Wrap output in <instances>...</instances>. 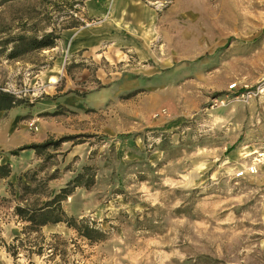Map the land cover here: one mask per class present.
Instances as JSON below:
<instances>
[{
	"label": "rangeland",
	"instance_id": "rangeland-1",
	"mask_svg": "<svg viewBox=\"0 0 264 264\" xmlns=\"http://www.w3.org/2000/svg\"><path fill=\"white\" fill-rule=\"evenodd\" d=\"M0 2V40L50 30L41 0ZM81 16L52 48L0 56V89L31 103L3 127L0 264H264V0H83ZM61 137L50 157L10 153ZM84 165L93 181L61 204L103 237L23 231L20 195Z\"/></svg>",
	"mask_w": 264,
	"mask_h": 264
},
{
	"label": "trees",
	"instance_id": "trees-1",
	"mask_svg": "<svg viewBox=\"0 0 264 264\" xmlns=\"http://www.w3.org/2000/svg\"><path fill=\"white\" fill-rule=\"evenodd\" d=\"M41 1L42 7H46L43 14L44 20L50 22V19L53 18L50 30L41 35L27 36L24 34H16L1 39L0 56L11 60L34 50L52 48L56 45L61 30L80 27L84 24L81 16L83 0ZM2 3L4 2H0V5ZM21 105H31V103H28L24 98H19L12 92L0 89V111H7ZM64 141L66 140L62 137L57 140L49 138L41 143L20 146L11 150L10 153L16 154L20 150L33 149L37 155L44 153L46 158L51 156V153L47 152L48 149H56ZM87 167V165L82 166L68 180L66 185L60 187L53 195L47 196L45 199L40 196L30 199L25 195H20V202L15 205L14 213L25 222L22 230L27 231V228L33 227L36 231H39L40 227L48 222L56 223L62 221L88 240H100L104 232L97 226L94 220H90L84 216L77 217L73 214H67L61 204V201L71 192L73 187L77 185L88 186L93 181L91 174L86 179H83ZM10 171L11 166L9 163H0V178L7 177ZM20 180L21 177L19 176L18 181ZM22 186L26 188L29 187V184L22 183ZM17 238L20 237L16 236L15 239ZM37 250H41L39 246Z\"/></svg>",
	"mask_w": 264,
	"mask_h": 264
},
{
	"label": "crops",
	"instance_id": "crops-1",
	"mask_svg": "<svg viewBox=\"0 0 264 264\" xmlns=\"http://www.w3.org/2000/svg\"><path fill=\"white\" fill-rule=\"evenodd\" d=\"M84 41L85 40H82V39L76 41L75 42V44H76L75 49L76 50H80V49L84 48L85 47V45H83ZM113 56H115V55H113ZM113 56L106 54V57H108L111 61L113 60ZM15 59H18V58H15ZM50 81L54 82L55 81L54 77H51ZM4 112H7L8 114H6V116H4ZM17 116H18V113L16 112V107L15 108H11V109H9L7 111H3V110L0 111V146L1 147L4 146L3 145V143H4L3 142V133L5 131V128H3V127L4 126L7 127V126H9L11 124L15 126V124H16L15 119L17 118ZM8 121H9V123H8ZM12 136H15L14 132H12ZM13 139H15V138H11V141H14ZM5 162H7V160L3 161V163H5ZM9 164L11 166V171H10V174L7 176V180H11L10 176L12 174H13V176H15L14 165H13V163H9Z\"/></svg>",
	"mask_w": 264,
	"mask_h": 264
},
{
	"label": "built area",
	"instance_id": "built-area-1",
	"mask_svg": "<svg viewBox=\"0 0 264 264\" xmlns=\"http://www.w3.org/2000/svg\"><path fill=\"white\" fill-rule=\"evenodd\" d=\"M261 81L264 83V73L262 75ZM235 87H236V83L235 82H233L232 84L229 85L230 89H234ZM262 90L263 89L260 88V91H262ZM5 91H8V90H5ZM31 125H33V124L31 123ZM33 128H36V127H33ZM259 157H261V156H259ZM260 163H263L262 158H256V160H254L253 162H251L248 165H246L243 169L237 170L235 172V175L236 176H242L245 173H249V174L256 173L258 171V166H259Z\"/></svg>",
	"mask_w": 264,
	"mask_h": 264
},
{
	"label": "bare ground",
	"instance_id": "bare-ground-1",
	"mask_svg": "<svg viewBox=\"0 0 264 264\" xmlns=\"http://www.w3.org/2000/svg\"><path fill=\"white\" fill-rule=\"evenodd\" d=\"M261 155V154H260Z\"/></svg>",
	"mask_w": 264,
	"mask_h": 264
}]
</instances>
